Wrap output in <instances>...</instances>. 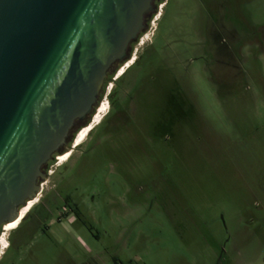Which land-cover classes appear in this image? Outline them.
<instances>
[{
	"label": "rangeland",
	"instance_id": "obj_1",
	"mask_svg": "<svg viewBox=\"0 0 264 264\" xmlns=\"http://www.w3.org/2000/svg\"><path fill=\"white\" fill-rule=\"evenodd\" d=\"M194 11V0L173 2L154 48L137 46L141 58L118 82L124 114L104 115L48 167L63 164V180L47 176L43 194L60 182L93 228L34 229L1 264H264V0L229 5L232 31L249 41L239 52L234 41L232 62L212 74L189 62ZM121 69L103 88L106 109Z\"/></svg>",
	"mask_w": 264,
	"mask_h": 264
},
{
	"label": "water",
	"instance_id": "obj_2",
	"mask_svg": "<svg viewBox=\"0 0 264 264\" xmlns=\"http://www.w3.org/2000/svg\"><path fill=\"white\" fill-rule=\"evenodd\" d=\"M155 0H0V227L88 125Z\"/></svg>",
	"mask_w": 264,
	"mask_h": 264
},
{
	"label": "flooded vegetation",
	"instance_id": "obj_3",
	"mask_svg": "<svg viewBox=\"0 0 264 264\" xmlns=\"http://www.w3.org/2000/svg\"><path fill=\"white\" fill-rule=\"evenodd\" d=\"M174 1L175 0L154 1L153 9L148 17L144 31L141 32L136 42L130 46L126 58L121 63L116 64L112 67L107 79L113 77V75L120 67L126 65V67L121 71L122 73L119 72L122 77L119 74L117 75V77L120 76V78H118L116 82L115 89L112 91L113 93L111 94V96H109L110 105L108 104L106 109L104 103H101L104 110L98 123L104 115L109 114L111 112H115L118 115L124 114L126 104L122 103L125 101L122 99L120 100V102H118V100L120 99L119 92L117 95V88L119 87L118 82L127 74L128 70L133 65H135L137 61H139V59L141 58L140 52L142 49L154 48L153 46L155 45V41L158 40V36L160 34V27L163 24L167 23L170 19L172 4ZM194 1V12L196 14L197 22L195 26H193V29H191V31L194 32V46L197 47L196 49L198 51V54L192 57L189 62L200 63L202 68H204L210 74H212L213 71L212 66L216 64H219L220 67H225L226 70V67L229 66L233 59V42L235 41V43L237 44V52H239V49H241V47L247 41H249L247 36L244 35V33L238 36L239 33L232 31V22L234 19H232L231 12L228 11V8L229 5L233 3V0ZM169 23V28L167 27V39L164 38L162 40L163 47L165 49L172 50L171 47L173 42H171L170 40L174 36L173 32L175 31V27L173 28L174 23ZM170 33L173 35L170 36ZM168 36H170L171 39H169ZM180 38L185 40V38L182 36H180ZM137 46L141 47L140 51L138 49L139 47ZM208 78L211 82H217L218 84H222V80L217 81L216 77L214 76H209ZM224 79L226 80L227 76H225ZM174 85L177 86L178 89H180V85L177 80L176 82H174ZM118 107L119 109L117 111ZM91 120L89 122H91ZM97 124H95L94 126H96ZM78 131L76 132V134L78 133ZM74 136L76 135L74 134ZM74 138L75 137H73V139L68 143V145L62 148L59 152H57L48 162L45 169L47 176H52L53 178L56 177V179H59L60 181L63 180L60 179L61 175L59 172V169L63 166V164L57 165L58 167H56V169H54L52 172L48 170V167L53 164V158L57 159L58 155H62L68 152L69 150L71 151V155L73 149L72 143ZM43 191L44 187L43 183H41V191L38 194L35 203H33V207H30V210L26 212L25 216L20 218L16 226L8 232V235L5 238L8 240V243L7 245H5L3 251L1 252L0 264L5 259L8 251L15 245L19 244V241H21L20 237H22L24 233H31L34 229L36 230L37 228H41L45 231L49 227H51V225L61 224L64 221L82 222L83 225L87 228H93L94 223L91 222L90 224H88L84 218L83 205H81L77 201L72 200L68 195V192L63 193V189L60 182H54L51 187L44 192V194ZM25 228L28 230H24Z\"/></svg>",
	"mask_w": 264,
	"mask_h": 264
},
{
	"label": "bare ground",
	"instance_id": "obj_4",
	"mask_svg": "<svg viewBox=\"0 0 264 264\" xmlns=\"http://www.w3.org/2000/svg\"><path fill=\"white\" fill-rule=\"evenodd\" d=\"M125 67H126V65H124V66L122 67V69L120 70V72H121ZM121 73H122V72H121ZM119 75H120V73H119ZM103 110H104V109H103L102 105H101V104L98 105L96 111L94 112V114H93V116H92V120H91V122H89L88 125L84 126L82 129H80V130L78 131V133L76 134V136H75V138H74V140H73V143H72V147H73V148H75L76 146H78V145L81 143L82 138L85 137V136L87 135V133L92 129V127H93L95 124L98 123V121H99V119L101 118V115H102V113H103ZM70 152H71V151L69 150L68 152L64 153L62 156H58V158L61 159L62 161H66L67 158H68L69 155H70ZM35 201H36V198L33 199V200L28 201V202L26 203V205L23 206V207L20 209V217H19V219L25 216L26 212L28 211V209H29L30 207H32V205H33V203H35ZM19 219H18V220H19ZM18 220H17V221H14V222H9V223L4 224V226H3V230H4V231H10L11 229H13V228L16 226V224L18 223Z\"/></svg>",
	"mask_w": 264,
	"mask_h": 264
},
{
	"label": "trees",
	"instance_id": "obj_5",
	"mask_svg": "<svg viewBox=\"0 0 264 264\" xmlns=\"http://www.w3.org/2000/svg\"><path fill=\"white\" fill-rule=\"evenodd\" d=\"M105 83H106V81H105ZM105 83H104V85H105ZM102 96V95H101ZM101 96H100V98H101ZM82 124L81 123H77L76 125H75V127H74V129H73V134H75L78 130H80V128H82ZM114 264H117V263H114Z\"/></svg>",
	"mask_w": 264,
	"mask_h": 264
}]
</instances>
